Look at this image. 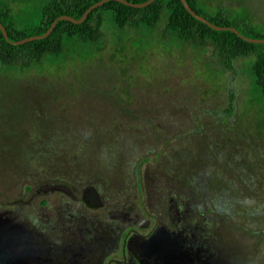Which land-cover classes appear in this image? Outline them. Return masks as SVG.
<instances>
[{
  "label": "rangeland",
  "instance_id": "374dc122",
  "mask_svg": "<svg viewBox=\"0 0 264 264\" xmlns=\"http://www.w3.org/2000/svg\"><path fill=\"white\" fill-rule=\"evenodd\" d=\"M5 1L19 17L39 11L40 0ZM200 1L208 15L227 10L264 31V0ZM104 32L87 59L0 66V202L79 170L104 194H135L146 215L168 198L172 213L208 208L201 219L243 257L234 262L264 264V96L249 60L225 69L210 51L157 33Z\"/></svg>",
  "mask_w": 264,
  "mask_h": 264
},
{
  "label": "flooded vegetation",
  "instance_id": "af4514ba",
  "mask_svg": "<svg viewBox=\"0 0 264 264\" xmlns=\"http://www.w3.org/2000/svg\"><path fill=\"white\" fill-rule=\"evenodd\" d=\"M78 172L69 178L40 179L37 188L27 186L33 194L0 202V264H236L243 260L214 237L212 223L201 219L213 214L208 208L196 211L181 205L172 213L174 199L168 198L158 200L160 209L146 215L135 194H104L98 185L88 184L87 174ZM48 191L58 194L52 198L45 194ZM219 254L231 256L232 263ZM253 264L262 263L256 259Z\"/></svg>",
  "mask_w": 264,
  "mask_h": 264
},
{
  "label": "trees",
  "instance_id": "16d2710c",
  "mask_svg": "<svg viewBox=\"0 0 264 264\" xmlns=\"http://www.w3.org/2000/svg\"><path fill=\"white\" fill-rule=\"evenodd\" d=\"M98 1L101 0H40L37 15L23 18L16 15L10 2L0 0V21L11 40L21 41L44 34L59 16L70 15L80 19ZM129 1L144 3L147 0ZM187 2L216 25L236 27L244 36L264 39V31L250 22L249 17H235L223 9L208 15L200 0ZM106 27L116 33L134 29L147 37L157 33L161 40L180 41L193 49L210 51L212 59L225 69L232 68L234 61L248 59L251 87L264 96V43L248 42L233 31L213 29L196 19L182 0H155L146 7H132L111 0L92 11L82 23L60 20L48 37L18 45L7 40L0 29V66L22 73L46 63H59L71 56L87 59L89 52L104 48ZM230 106H233L232 101ZM27 173L36 174L33 171Z\"/></svg>",
  "mask_w": 264,
  "mask_h": 264
},
{
  "label": "water",
  "instance_id": "95a60500",
  "mask_svg": "<svg viewBox=\"0 0 264 264\" xmlns=\"http://www.w3.org/2000/svg\"><path fill=\"white\" fill-rule=\"evenodd\" d=\"M108 1H111V0H101V1H98L97 3L93 4L91 7H89L85 13L82 15V17L80 19H76L74 18L73 16H70V15H62V16H59L57 17L53 23L51 24V26L48 28V30L42 34V35H37V36H31V37H27L21 41H13L11 40L10 36H9V33L5 27V25L0 21V29L2 30L5 38L7 40H9L11 43L13 44H22V43H25V42H28V41H31V40H35V39H43V38H46L48 37L49 35L52 34V32L54 31L58 21L60 20H69V21H72L74 23H82L88 16L89 14L94 11L95 9L99 8L100 6H102L103 4H105L106 2ZM114 1H118V2H121V3H124L126 5H129V6H132V7H146V6H149L151 5L155 0H147L146 2L144 3H133L129 0H114ZM184 6L186 7V9L196 18L198 19L199 21L209 25L210 27H212L213 29L215 30H229V31H233L235 33H237L240 37H242L243 39H245L246 41L248 42H252V43H264V39H260V38H251V37H247V36H244L236 27H232V26H221V25H216L214 24L212 21H210L207 17L199 14L198 12H196L191 6L190 4L187 2V0H182ZM95 197H96V194H95Z\"/></svg>",
  "mask_w": 264,
  "mask_h": 264
}]
</instances>
